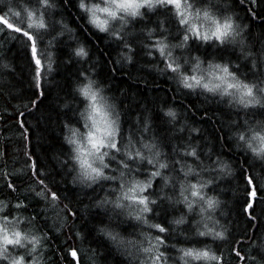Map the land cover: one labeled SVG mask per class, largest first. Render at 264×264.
Returning a JSON list of instances; mask_svg holds the SVG:
<instances>
[{
  "label": "trees",
  "instance_id": "trees-1",
  "mask_svg": "<svg viewBox=\"0 0 264 264\" xmlns=\"http://www.w3.org/2000/svg\"><path fill=\"white\" fill-rule=\"evenodd\" d=\"M11 2L17 7L16 11L20 7L35 11L36 18L43 11L42 8L36 10L35 3L29 4L27 0H4L0 7ZM85 2L90 6L102 3V0ZM78 4L79 0H54V8L49 9L45 17L47 24H54L55 31L50 27L51 35L45 36L39 44L45 65L49 62L52 64V71L45 73L40 88L35 87L23 40L0 31V152L6 147L8 153L5 159H0L2 216L11 211L9 220L13 217L20 219L22 227L25 226L24 218L36 217L35 222L28 225L26 230L37 235L41 241L37 245V264H139V260L144 257L137 253L136 247L118 246L100 229L119 233L120 237L128 241H143L144 247L148 246V239L143 234L150 233L153 237L159 234L157 230L127 215L128 209L113 211L111 203L100 208L94 206L96 200L116 198L117 192L113 189H119V179L100 180L88 187L79 182L74 184L73 177L77 173L70 174L62 167L61 161L67 159L64 153L70 147L64 140L66 135H70L65 124L78 128L81 133L87 131L80 116L87 101L75 91L80 79L78 73L87 69L93 79L105 83L104 94L115 103L121 114V145L126 144L131 135L134 147L140 148L137 141L143 136V142H155L158 145L162 152L161 159L166 158L169 163V169L163 171L173 180L167 186H164L160 178L153 180V187L148 191L156 193L153 198H159L155 211L147 214L150 222L165 223L169 228L166 241L169 264H184L179 259L182 255L179 249L186 248L210 249L222 257L221 262L185 257L188 264H264V253H260L257 248V237L264 239V161L253 159L250 152L237 147L233 135L237 125L243 126L245 120L253 125L257 120H264L259 106L253 108L249 105L245 108L238 102L240 93L234 89L229 91L235 93V98L221 96L218 92L210 93L200 87L195 90L185 89L177 80L170 79L168 74L158 70L165 65L155 50H152V56L147 54L148 45L163 35L168 38L167 43L171 47L179 42L181 35L176 19L165 9L158 7L146 13L143 16L144 22L141 18L128 19L129 23L123 26L122 35L132 43L134 49L133 60L128 62L124 58L127 49L89 23L91 13L80 9ZM250 7L255 8L258 15L253 16L247 12ZM234 11L238 15L244 12L241 21L249 28L241 34L247 35L251 43V55L238 49L229 52L222 45H210L193 39L184 49H171L173 55L180 58L181 64H184L185 59L189 60L184 65L189 74L195 63L193 58L199 57L202 63L197 75H206L211 63L227 64L229 70L244 83L251 84L264 79V63H260L264 59V7L250 5L248 0H244L241 6L240 0H235ZM23 19L26 24V17ZM161 24L165 29L163 32ZM62 27L65 29L63 35L58 36ZM110 29L119 31L121 27L118 28L116 23ZM148 29H156L151 39L147 36ZM53 37L56 39L53 40ZM78 45H84L89 52L90 59L86 58L87 62L74 55L69 58V54ZM254 62L258 63V67H253ZM41 92L43 95H40ZM32 100L36 104H32ZM167 108L177 112L173 124L165 122L169 118L164 116L162 109ZM145 116L150 118V130L147 133L143 132L142 126ZM181 127H184L183 132L179 131ZM192 128L198 131L193 132ZM191 147L196 148L203 162L201 167L208 169L202 173V178L214 180L212 185L203 190L208 196L220 201V205L211 213L213 220H202L197 208L193 215L184 203L177 202L182 200L178 181L184 180V176L180 172L181 165L173 161L181 160L184 164L196 167L199 161L182 156V150H190ZM144 154L150 155L147 150H144ZM28 157L31 159L26 166L24 161ZM218 160L231 166L232 175L220 173V169L216 168ZM33 161L38 169L50 174L55 187L51 184L49 187L59 191L62 197L61 208L67 204V213L57 214L43 199L35 197L32 189L36 185L28 182ZM212 168L216 171H211ZM150 170L151 166L144 161L138 172L128 175H135L136 179L145 181ZM105 172L119 176L115 162ZM248 176L254 178L252 186L257 189L255 211L252 213L254 219H249L243 211L247 197L245 189L251 187L245 179ZM188 181L195 183L196 179L190 174ZM9 182L16 185L15 191L7 188ZM168 197H171V201ZM18 198L24 201L25 208L17 210L14 207ZM5 204L8 207H4ZM72 212L77 215L72 216ZM181 217L185 218V223H168ZM217 220L219 224H214L213 221ZM204 223L215 231H222V225L228 230L225 238L214 240L212 236L196 235L197 227L205 231ZM27 247L31 248V244ZM73 251L77 253L75 257L71 254ZM19 252L22 254L24 250L20 249Z\"/></svg>",
  "mask_w": 264,
  "mask_h": 264
},
{
  "label": "snow or ice",
  "instance_id": "snow-or-ice-1",
  "mask_svg": "<svg viewBox=\"0 0 264 264\" xmlns=\"http://www.w3.org/2000/svg\"><path fill=\"white\" fill-rule=\"evenodd\" d=\"M27 2L29 4L34 2L37 6L36 10L43 9L39 18H36L35 11L20 7V5V10L16 11L15 8L17 7L13 6L11 2L0 7V31L23 40L24 51L28 56L29 66L33 71L35 87L40 88L41 80L45 73L52 71V64L49 62L45 65V57L39 48V44L43 42L45 36L51 35L50 27L52 31H55L54 24L49 25L45 20L46 15L49 14V9L54 8L55 5L54 0H27ZM243 2L244 0H240L241 6ZM248 2L250 5L264 6V0H248ZM102 3L103 6H101V3H93L89 6L85 0H79L78 7L91 13L89 23L98 28L100 32L106 33L118 45H122L124 49H127L124 58L128 62L133 60L134 49L132 43L127 41L122 35L123 26L129 23L127 18L143 17L145 13L141 11L142 9L155 11L158 7L163 8L176 19L181 35L179 42L171 45V47L167 43L168 38L163 35L157 37L154 42L148 45L149 51L147 54L152 56L154 54L152 50H155V52L159 53L162 58L161 62L165 65L163 69L158 70L168 74L170 79L177 80L185 89L195 90L200 87L210 93L218 92L221 96L227 95L235 98V93L229 91L234 89L240 93L238 101L240 104L245 108H248L249 105L253 108L259 106L260 114L264 115V79H259L251 84L244 83L239 80L234 72L229 70L227 64L211 63L206 75H197L196 73L201 71L200 65L202 63L199 57L193 58L195 63L192 64L191 74H189L188 70L184 68V65L189 63V60L185 59L184 64H181L180 58L174 56L171 50L173 48L184 49L188 42L193 39L202 40L205 43H210V45L234 43L235 37L241 35L249 27L240 20L239 15L234 11L235 0H102ZM3 4L4 0H0V5ZM246 11L253 16L258 15L253 7ZM97 13H104L107 18L101 19ZM121 13L124 15H120ZM23 17L27 19L26 24ZM109 20H119L121 29L119 31L110 29ZM160 28L161 32L165 31L162 24ZM64 30L62 27L57 35H63ZM155 31L156 29H148L147 36L151 39ZM55 39L56 37H53V40ZM73 55L85 60V62L90 59V54L84 45H78L69 54V58L71 59ZM246 55H251V53ZM260 63H264V59ZM3 67L7 68L9 65H3ZM253 67H258V63L254 62ZM78 77L80 79L75 91L84 98V101H87L85 109L80 113L87 131L81 133L78 128L65 124L70 135H66L64 140L70 147L64 153L67 159L61 161L62 167L70 174L73 172L77 173L73 177L74 184L79 182L88 187L100 180L114 181L119 179V189H113V191L117 192L116 198L110 200L105 197L102 200H96L94 201V206L100 208L111 203L114 206L113 211L116 209H128L127 215L132 216L149 228L157 230L159 234L154 237L150 233L143 234L148 239V246L144 247L143 241H128L120 237L119 233L106 231L105 229H100V231L118 246L127 247L132 245L136 247L137 253L142 254L144 257L139 260V264H169L170 257L166 254L169 228L165 226V223L150 222L147 216V214L155 211L157 199L159 198L158 196L153 198L156 193L148 191L153 187V180L160 178L164 186L169 185L173 180V177L163 171L169 169V163L166 158L161 159L162 152L158 145L155 142H143V136H141L140 141H137L141 145L140 148L134 147L131 135H129L127 143L121 145V114L117 110L115 103L104 94L105 83L93 79L87 69L79 72ZM40 95H43V93L41 92ZM30 102L36 104L35 100ZM162 111L164 116L169 118L165 121L166 123L173 124L176 121L177 112L173 108L162 109ZM20 115L23 116V113H20ZM137 123H140V121H137ZM142 126L143 132L147 133L150 130V118L148 116L144 117ZM21 128L23 129V123H21ZM179 131L183 132L184 127H181ZM191 131L196 132L198 129L192 128ZM233 135L237 147L244 149L245 152H250L253 159L259 158L264 161V120H257L254 125L249 124L248 120H245L243 126L237 125V130ZM155 139L153 137L154 141ZM144 150H147L150 155L145 156ZM7 155V148L5 147L4 151L0 152V159H5ZM25 155L27 156V153ZM182 156L192 157L200 163L193 167L191 164L182 163L181 160L173 161V163L181 165L180 172L184 176V180L178 181L180 184L179 196L182 200L177 202L184 203L189 213L195 211L194 206L199 204L201 219L213 220L211 213L220 205V201L213 196H208L203 190L212 185L214 180L202 178V173L208 171V169L201 167L203 162L200 160L195 147H191L190 150L183 149ZM105 157L110 158L109 162H105ZM30 159L31 157H28L24 161L26 166L29 164ZM144 161L151 166V170L148 172V179L141 181L136 179L135 175L129 177L128 174L139 171ZM112 162L117 165L119 170L118 177L108 175L105 172V169H108ZM133 165H136V168H133ZM197 168L200 170L197 171ZM216 168L220 169V173L232 175L231 166L221 163L219 160L216 162ZM211 171L215 172L216 169L212 168ZM5 174L12 175V173ZM190 174L195 177V183L188 181ZM245 179L251 187L245 189L247 197L243 204V211L248 215L249 219H254L255 217L252 213L255 211L254 202L257 196V189L252 186L253 177L248 176ZM28 182L36 185L32 189L35 197L43 199L49 208L57 212V214L59 212H68L67 204H64L63 208H61L62 197L59 191H54L52 187H49V184L55 187V182L51 179L50 174L38 169L34 161L31 163V176ZM6 186L11 191L16 190V185L11 182L7 183ZM63 199H67V197H63ZM168 199L171 201V197H168ZM4 207H8V205L5 204ZM14 207L20 210L26 206L24 201L18 198ZM0 211H3V208H0ZM10 214L11 211H9L8 215ZM8 215L0 216V264H37L35 259L37 245L41 241L37 235H32L26 230L28 225H32L35 222L36 217L24 218L25 226L22 227L20 219L13 217L10 221ZM71 215L76 216L77 213L72 212ZM213 222L214 224H219L218 220ZM168 223L179 225L185 223V218L181 217ZM204 228L205 231H200L199 227H197L195 234L201 237L212 236L215 240L224 239L228 231L222 225V231H215L214 228H209L207 223H204ZM257 240L259 241L257 244L258 251L264 253V239L257 237ZM28 244H31V248L27 247ZM162 248L164 250H161ZM20 249L24 250L22 254L19 252ZM179 251L182 253L179 259L183 260L184 264H188L185 257H191L194 260L222 261V257L217 256L210 249L186 248L179 249ZM71 254L73 257L77 255L75 251ZM262 261H264V255H262Z\"/></svg>",
  "mask_w": 264,
  "mask_h": 264
},
{
  "label": "rangeland",
  "instance_id": "rangeland-1",
  "mask_svg": "<svg viewBox=\"0 0 264 264\" xmlns=\"http://www.w3.org/2000/svg\"><path fill=\"white\" fill-rule=\"evenodd\" d=\"M101 6H103V4L101 3ZM257 6V5H255ZM260 7V6H258ZM261 7H264V6H261ZM157 10V9H156ZM142 12H144L145 14L146 13H151L153 11H149L147 9H142L141 10ZM242 13L244 12H240L239 13V17H240V20H243V16L241 15ZM163 13L160 14V16H162ZM91 15V14H90ZM97 15L101 18V19H105L107 18L106 17V14L104 13H97ZM120 15H124L123 13H121ZM138 18H141L142 19V22H144V17H137V18H127V19H138ZM118 25V28L121 27V22L119 20H109V27L112 28L113 25H115L116 23ZM249 28V27H248ZM247 35H239V36H236L235 37V42L234 43H228L226 45H222L226 50H229V52L233 51V50H236L238 49L240 52H244L245 54L247 53H251L252 52V46H251V43L247 40ZM264 57V56H263ZM247 59H249L248 56H246ZM244 67L241 68V71H243ZM109 157H105V160H107ZM195 208H197L198 210V214H199V204L195 205ZM193 215L196 213V210L191 212ZM0 216H2V213H0ZM199 216L201 217V215L199 214Z\"/></svg>",
  "mask_w": 264,
  "mask_h": 264
},
{
  "label": "bare ground",
  "instance_id": "bare-ground-1",
  "mask_svg": "<svg viewBox=\"0 0 264 264\" xmlns=\"http://www.w3.org/2000/svg\"><path fill=\"white\" fill-rule=\"evenodd\" d=\"M91 15H89V17H90Z\"/></svg>",
  "mask_w": 264,
  "mask_h": 264
}]
</instances>
